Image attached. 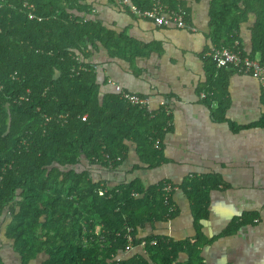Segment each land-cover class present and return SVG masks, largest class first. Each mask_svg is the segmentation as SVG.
Here are the masks:
<instances>
[{"label": "trees", "instance_id": "16d2710c", "mask_svg": "<svg viewBox=\"0 0 264 264\" xmlns=\"http://www.w3.org/2000/svg\"><path fill=\"white\" fill-rule=\"evenodd\" d=\"M132 1L147 9L154 0ZM162 2L190 24L185 0ZM250 13L257 19L252 49L245 52L236 42ZM211 25L213 45L235 46L251 59L259 55L264 65V0H212ZM98 44L113 58L133 62L141 54V42L105 24L85 0H0V218L10 213L7 235L19 251L46 250L47 264H205L210 241L199 226L195 237L181 240L155 230L141 235L147 225L178 215L175 192L166 201L163 190L171 181L146 186L133 178L112 185L97 175L98 167L120 169L130 143L140 163L159 167L165 161L162 141L172 128L165 107L151 112L131 104L122 90L104 92L110 77L91 61ZM206 60L209 78L200 93L207 92L203 100L209 105L219 100L212 116L224 121L227 68L243 71ZM213 178L190 176L179 185L192 202L196 224L208 214L209 191L218 183ZM255 216L246 213L233 227ZM128 236L136 248L145 241L144 252L118 262Z\"/></svg>", "mask_w": 264, "mask_h": 264}, {"label": "crops", "instance_id": "0c3cea01", "mask_svg": "<svg viewBox=\"0 0 264 264\" xmlns=\"http://www.w3.org/2000/svg\"><path fill=\"white\" fill-rule=\"evenodd\" d=\"M85 2L96 8L105 24L141 42V54L133 62L110 57L98 44L99 50L91 61L97 62L100 70L105 69L112 80L104 92L120 85L131 92L150 95L154 109H158L159 100L168 97L172 113V128L162 141L164 163L147 168L130 143L128 158L120 169L100 172L103 169L98 167L97 175L102 173L112 185L139 178L146 186L164 180L179 186L190 176L213 175L218 183L209 191L205 219L196 224L192 202L179 188L173 195L178 215L169 221H157L154 228L147 225L141 235L155 230L181 240L195 237L200 227L210 241L203 250L205 264H264V93L254 76L227 68L225 120L213 119L218 99L209 105L200 98L209 78L206 56L213 46L212 0H185L194 30L159 27L126 13L120 0ZM256 19V14L250 13L241 26L236 43L245 52L252 49L251 26ZM139 163L134 171V165ZM246 213L257 216L233 227ZM10 221L9 212L0 218V264H47L50 255L46 250L25 253L16 248L15 240L7 235ZM137 251L144 252V248H135L128 255ZM187 256L183 252L180 258L185 261Z\"/></svg>", "mask_w": 264, "mask_h": 264}, {"label": "built area", "instance_id": "2783aa9c", "mask_svg": "<svg viewBox=\"0 0 264 264\" xmlns=\"http://www.w3.org/2000/svg\"><path fill=\"white\" fill-rule=\"evenodd\" d=\"M124 4L129 6L131 10L135 11L139 15L146 17L148 19H151L157 26H175L178 28H189L191 30H194V27H190L186 20L184 15L181 12L175 11V10H168L164 7L162 2L160 0H154V3L152 4L151 8L141 10L136 5L132 3L131 0H122ZM31 17L33 15L31 14ZM210 57L216 62L218 67H223L227 65H234L236 67H240V69L248 73L252 76H254L261 86V89L264 93V65L262 64L260 59H251L249 56H243L240 50H237L236 47H217L213 46L209 53ZM110 82H112L111 79H109ZM116 88L118 90L123 91L124 97L133 105H137L139 107H147L149 111L152 112L154 109L152 107V97L151 96H142L137 93H127L124 92L122 87L120 85H116ZM207 96L206 91H202L200 93V98L204 99ZM159 105L166 108L167 114L171 113V110L166 107V100L161 99L159 100ZM86 119V116L83 117V120ZM172 123L169 122L168 125H171ZM155 147L160 148V139H157L154 142ZM163 190L165 191V199L168 200L171 193L176 192L179 190V187L177 185H173L171 182H168L164 185ZM171 209H174L173 207ZM103 240L104 238L101 237ZM129 243L126 246L124 252L117 257V261L119 262L121 258L128 255L131 251H133L136 247L133 244V240L131 236H128ZM152 243H155V241H152ZM146 244L145 241H142L138 246L144 247Z\"/></svg>", "mask_w": 264, "mask_h": 264}, {"label": "clouds", "instance_id": "9594fccd", "mask_svg": "<svg viewBox=\"0 0 264 264\" xmlns=\"http://www.w3.org/2000/svg\"><path fill=\"white\" fill-rule=\"evenodd\" d=\"M132 1V0H131ZM161 2H162V0H160ZM133 2V1H132ZM120 3H122L125 7H127V8H129V10L133 13V14H135L136 16H138V17H142V18H144V19H148V18H146V17H143V16H141V15H139L138 13H136L135 11H133V10H131V8L129 7V6H127L126 4H124L123 2H122V0H120ZM153 3H154V1H153ZM134 5H136L135 3H133ZM162 4H163V2H162ZM164 5V4H163ZM137 6V5H136ZM138 7V6H137ZM165 7V6H164ZM139 9H141L140 7H138ZM149 8H151V7H149ZM149 8H147V9H149ZM141 10H145V9H141ZM168 10H170V9H168ZM185 17V16H184ZM186 20V19H185ZM153 22V21H152ZM187 22V21H186ZM154 23V22H153ZM155 24V23H154ZM187 24L190 26V27H192L188 22H187ZM156 25V24H155ZM159 27H164V26H159ZM166 27H175V26H166ZM176 28H178V27H176ZM178 29H188V30H191V29H189V28H187V27H185V28H178ZM236 44V43H235ZM213 46H215V45H213ZM212 46V47H213ZM211 47V48H212ZM210 48V49H211ZM210 49L208 50V52H207V56H209L210 57V55L208 54L209 53V51H210ZM254 59H257V58H254ZM260 59V58H259ZM110 82V81H109ZM146 96H150V95H146ZM165 99V98H164ZM166 100V99H165ZM167 101V100H166ZM161 106V105H160ZM179 187V186H178Z\"/></svg>", "mask_w": 264, "mask_h": 264}]
</instances>
